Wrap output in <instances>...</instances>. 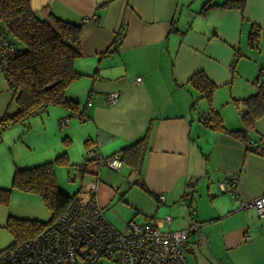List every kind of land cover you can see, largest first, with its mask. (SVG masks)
Here are the masks:
<instances>
[{
  "label": "crops",
  "instance_id": "crops-1",
  "mask_svg": "<svg viewBox=\"0 0 264 264\" xmlns=\"http://www.w3.org/2000/svg\"><path fill=\"white\" fill-rule=\"evenodd\" d=\"M212 1L215 3L202 0L193 9L189 7L190 0H30V3L47 19L53 15L67 19L75 16L76 20L97 15L96 21L87 20L82 27L81 53L74 60V67L82 76L66 88L87 117L80 124L71 117L61 125L65 126L68 141L72 138L77 141L76 145L64 148L66 158L61 163L82 162L86 140L92 142L101 161L146 135L140 173L131 171L125 163L118 171L93 160L84 165V172L90 171L74 192L76 198L84 200L81 194L87 197L94 188L99 203H103L99 193L111 186L104 180L102 184V173L103 179L112 181L109 171L118 173L127 168L123 199L139 209L136 214L155 218L161 213L160 207L164 213L173 214L183 205L182 220L170 228H184L192 219L199 224L190 235L187 249L196 259L195 264H264V216L259 217L253 207L242 208L243 203L264 193V132L260 124L264 115L255 125L259 143L254 146L249 131L246 144L227 132L234 128L233 121H224L228 127L224 130L199 119L197 113L206 111L207 103L198 99L197 105L192 104L194 89L190 84V78L198 72L210 78L218 87L212 105L216 113L220 112L219 86L233 83L235 63L241 56L237 48L240 27L245 17L264 27V0H245L242 10L235 2L222 8L212 5L228 0ZM98 4L102 6L99 10L95 9ZM176 18L182 29L179 33L172 32L171 23ZM256 29L252 26L250 31ZM117 31L121 39L114 42ZM137 77L141 81L137 82ZM0 78H3L1 92L7 82L1 72ZM112 92L119 95L109 104L106 97ZM201 102L204 107L197 112L195 109ZM60 108L56 111L65 116L68 109ZM5 112L3 99L0 119ZM237 116L239 122L235 127L241 128L239 111ZM22 128L7 130L11 142L14 135L22 133L19 132ZM5 142L10 143L8 139ZM203 169L208 174L207 187L199 186ZM92 171L97 172L95 177ZM231 176H235V182L221 190L220 183ZM172 218L170 225L175 220Z\"/></svg>",
  "mask_w": 264,
  "mask_h": 264
},
{
  "label": "trees",
  "instance_id": "trees-1",
  "mask_svg": "<svg viewBox=\"0 0 264 264\" xmlns=\"http://www.w3.org/2000/svg\"><path fill=\"white\" fill-rule=\"evenodd\" d=\"M232 2H235L234 5L240 10L244 8L245 0H228L212 6L227 8L232 5ZM208 7L211 6L208 5ZM92 17H83L79 20L80 22L56 15L47 19L38 14L37 10L31 6L30 0H0V30L14 50L9 55L7 66L0 72L5 77L16 106L13 112L6 111L0 119V139L1 133L13 124L27 123L32 116L46 111L50 105L67 108L68 114L64 118L77 117L79 120H85L87 115L83 110H79L76 99L67 94L66 88L82 76L75 69L74 60L81 53L82 27L87 20L91 21ZM96 20L97 15L92 21ZM118 32L115 33L114 42L121 39V34ZM257 36V29L250 31L248 35L250 46H254L258 41ZM190 84L194 89L192 104L198 99H205L207 102L206 114L202 118L204 124L226 130L212 105L217 85L203 72L192 75ZM254 84L258 87L256 93L237 100L241 103L239 112L242 127L227 131L246 144L247 134L254 129L256 122L264 115V67L259 69ZM145 143L146 135H143L117 153L122 162L137 174L141 171V150L145 147ZM247 146L253 148V146ZM95 152L92 142L86 140L83 167L93 160L100 162ZM65 158L66 150L64 149L56 159L61 163L65 162ZM12 186L39 194L46 207L52 210V217L47 222H42L8 216L5 227L11 233L13 241L9 247L0 249V258L8 250L38 236L67 211L77 196L65 192L58 186L53 162L47 160L39 164L16 165ZM10 192L9 188L0 187V204H8ZM95 194L97 196V191Z\"/></svg>",
  "mask_w": 264,
  "mask_h": 264
},
{
  "label": "rangeland",
  "instance_id": "rangeland-1",
  "mask_svg": "<svg viewBox=\"0 0 264 264\" xmlns=\"http://www.w3.org/2000/svg\"><path fill=\"white\" fill-rule=\"evenodd\" d=\"M190 1L191 4L189 7L193 9L202 0ZM210 1V4L215 3L212 0ZM34 5L38 7V5ZM98 5V7H95L97 10L102 7L100 4ZM71 17L72 18L69 17L68 19L74 22H80V18L76 20L75 16ZM252 26L257 28L259 33L257 36L258 44L255 46H250L248 43V35ZM240 29L241 37L239 38L237 48H239L241 56L235 63L233 83L230 85L219 86V92L217 94V101L220 103V106L218 107L220 112L218 114L225 129L228 127L224 121H233L231 125L234 127L233 129H237V127H235V123L239 122V119L236 117H238L237 114L239 108L241 107V103L237 100L253 95L258 91V87L254 84L253 80L258 74L259 68L264 65V27L261 24H254V22L245 17V21L241 25ZM0 79L3 81V78ZM11 95L12 93L7 88V85L5 90L0 92V102L4 99V109L9 112H13L16 108L15 100ZM199 104L198 108L195 109L197 112L201 107H204V102ZM56 109L61 108L59 105H50L46 112L41 111L40 113L35 114L25 124L20 122L13 124L5 130L6 132L2 133L0 141V143H2L0 145V187L9 188L11 192L8 204H0V249L9 247L13 241L11 233L5 227L8 216L20 219L39 220L42 222H47L52 217V210L46 207L39 194L23 191L15 186H12L13 171L17 164L21 166L24 164H39L45 162V160L53 162L55 179L58 186L71 195L80 189L84 183L83 176L87 174V171H90L87 169L84 172L83 160L82 162L80 161L79 163H75L77 165L62 164L57 161V155L60 154L64 148L76 145L77 141L74 138H72V141H68L64 136L65 134H68L64 131L65 126H61V121L62 118H64V115L61 116ZM67 114L68 111H66L65 116ZM197 114L199 115L200 113ZM73 119L78 121L79 124L83 123L77 118L72 117L71 120ZM260 124L263 125L261 130L264 132V118H262ZM18 126L24 127L19 130V132L22 131V133L14 135V141L11 142V134L10 131L7 130ZM67 128L71 129L73 128V125L71 128L69 126ZM254 129L250 132V137L253 138V144L255 146V143H259L258 141L260 136L257 135V130ZM5 133L6 136H4ZM7 139L10 141L9 144L5 142ZM128 172L129 170L127 168H123V170L118 173L109 171L111 177L113 178L112 181L103 179V173L101 175L102 184L106 181L109 182L107 183L108 187H111H105L99 193L102 201H104L100 204L105 216L119 230H125L127 222L131 219V217H133L137 223L150 221L163 229L171 227L175 223L182 220L181 214H185V208H183V205L181 206V209L177 210V212L173 214L164 213L163 210H161L163 207H160L159 211H161V213L156 215L155 218L145 217L141 213L136 214L139 209L131 207L130 204L125 203L123 199L125 194L124 191L126 189L122 186V184L128 181L126 179L129 174ZM92 173L93 177L97 175L96 171H92ZM207 177L208 174H206L205 169H203L202 180L199 184L200 187H207ZM112 188L116 191L112 192ZM217 189L219 190L218 187ZM89 192L87 193V196ZM107 196L108 198L104 200ZM81 198L85 199L86 196L81 194ZM166 214H170L175 217L172 225H168L163 219ZM195 254L198 256V252ZM187 258L191 264L196 263V259L189 253V251H187Z\"/></svg>",
  "mask_w": 264,
  "mask_h": 264
},
{
  "label": "built area",
  "instance_id": "built-area-1",
  "mask_svg": "<svg viewBox=\"0 0 264 264\" xmlns=\"http://www.w3.org/2000/svg\"><path fill=\"white\" fill-rule=\"evenodd\" d=\"M13 52L0 30V71ZM118 95L109 93L107 103L113 104ZM69 119H62L61 125ZM100 164L119 171L123 162L119 154H113ZM235 180V176L223 180L221 190L225 191ZM95 190L89 192L87 199L76 198L38 236L3 253L0 264H191L187 258L188 241L199 225L194 219L180 229H163L150 221L137 223L129 219L121 231L105 216ZM251 207L259 217L264 216V193L242 204V208ZM163 219L168 225L173 221L171 215Z\"/></svg>",
  "mask_w": 264,
  "mask_h": 264
},
{
  "label": "water",
  "instance_id": "water-1",
  "mask_svg": "<svg viewBox=\"0 0 264 264\" xmlns=\"http://www.w3.org/2000/svg\"><path fill=\"white\" fill-rule=\"evenodd\" d=\"M171 24H172V32H175L176 33L177 31L180 30L179 29L180 27L178 25V18H176ZM199 113H200L199 114V119H202L203 116L206 114V111H200Z\"/></svg>",
  "mask_w": 264,
  "mask_h": 264
}]
</instances>
